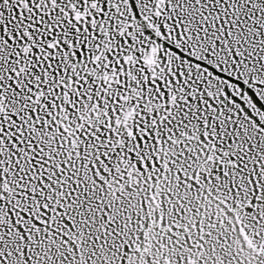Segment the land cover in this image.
I'll use <instances>...</instances> for the list:
<instances>
[{"label": "snow or ice", "instance_id": "1", "mask_svg": "<svg viewBox=\"0 0 264 264\" xmlns=\"http://www.w3.org/2000/svg\"><path fill=\"white\" fill-rule=\"evenodd\" d=\"M0 264H264V0H0Z\"/></svg>", "mask_w": 264, "mask_h": 264}]
</instances>
